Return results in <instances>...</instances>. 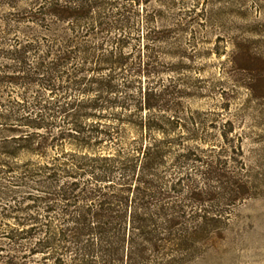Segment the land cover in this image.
<instances>
[{
    "label": "trees",
    "instance_id": "16d2710c",
    "mask_svg": "<svg viewBox=\"0 0 264 264\" xmlns=\"http://www.w3.org/2000/svg\"><path fill=\"white\" fill-rule=\"evenodd\" d=\"M162 1L41 0L30 20L44 34L4 50L0 133L11 137L0 174L18 171L12 187L28 197L11 199L30 202L6 238L26 258L40 254L36 264H176L172 254L183 262L194 247L200 231L181 194L200 197L192 176L214 167L200 149L179 147L186 137L177 139L176 122L154 120L158 102L176 93L160 88L154 67L166 35L145 26L150 3ZM186 17L185 32L198 19ZM151 77L156 86L142 91ZM17 84L38 89L8 91ZM18 151L44 161L16 163Z\"/></svg>",
    "mask_w": 264,
    "mask_h": 264
},
{
    "label": "rangeland",
    "instance_id": "374dc122",
    "mask_svg": "<svg viewBox=\"0 0 264 264\" xmlns=\"http://www.w3.org/2000/svg\"><path fill=\"white\" fill-rule=\"evenodd\" d=\"M40 1L0 0V59L7 44L44 34V24L30 20H35ZM161 3H150L145 26L162 30L160 37L166 35L153 51L158 57L154 67L160 71V88L175 85L176 93L166 98L163 93L165 100L158 102L161 111L154 120L165 128L168 121L176 122L177 139L188 138L179 147L200 149L203 165L214 167L205 175L192 176L200 197L190 191L181 194L187 195L183 203L196 217L200 233L183 262L184 255L172 254L171 259L177 257L176 264H264V0ZM155 12L160 17H152ZM183 16L198 18L190 31L178 25ZM151 79L141 80L142 91L156 86ZM13 88L8 91H27L31 96L38 89L19 84ZM5 128L0 121V130ZM10 137L2 131L0 146ZM24 153H16V163L44 161ZM180 160L178 164L184 165L185 159ZM18 175L0 174V184L7 188L0 189V264H36L40 258V254L26 258L29 253L16 252L6 238L11 229H21L16 222L30 204L12 200L26 191L12 187Z\"/></svg>",
    "mask_w": 264,
    "mask_h": 264
}]
</instances>
